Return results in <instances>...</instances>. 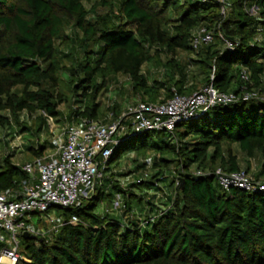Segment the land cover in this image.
Here are the masks:
<instances>
[{
	"label": "trees",
	"instance_id": "obj_1",
	"mask_svg": "<svg viewBox=\"0 0 264 264\" xmlns=\"http://www.w3.org/2000/svg\"><path fill=\"white\" fill-rule=\"evenodd\" d=\"M246 1L230 0L223 17L215 0H0V128L37 136L54 121H63L59 128L115 121L120 105L104 107L102 96L118 74L147 102L210 83L237 96L243 86L264 92V41L256 39L264 0H256L257 16ZM201 26L215 31V41L196 50ZM219 33L236 43L233 50L222 47ZM117 138L95 191L80 205L52 206L65 222L57 232L23 237L17 264H264V191L225 190L216 175L221 168L264 180V101L242 97L173 131ZM135 139L138 147L124 149ZM27 140L21 146L34 160L52 148L51 139L48 146ZM151 150L154 170L122 188L115 177L121 158L134 151L138 162ZM12 156L0 151L3 191H21L30 178L23 166L34 160L20 165ZM253 161L259 169L250 172ZM115 193L123 198L121 216L108 207Z\"/></svg>",
	"mask_w": 264,
	"mask_h": 264
},
{
	"label": "built area",
	"instance_id": "obj_2",
	"mask_svg": "<svg viewBox=\"0 0 264 264\" xmlns=\"http://www.w3.org/2000/svg\"><path fill=\"white\" fill-rule=\"evenodd\" d=\"M215 1L222 16L226 17L231 8L230 0ZM259 9L256 0L246 1V10L250 15L257 16ZM257 30L256 39L263 42L264 26L258 24ZM219 40L224 49L233 50L236 46L222 33H219ZM214 41L215 31L201 26L193 34L192 46L199 50ZM241 77L246 82L250 79L245 70ZM242 91L243 94L238 96L224 93L210 83L190 95L174 92L171 98L161 102L131 103L112 122L82 119L77 124L51 129V150L23 166L30 177L23 190H0V243H5L3 246L0 244V264L19 262L24 233L45 236L57 232L65 222L64 219L57 221L52 218L48 229H35L33 223L27 220L30 215L47 212L52 206H77L91 196L101 176V168L113 153L112 145L119 143L118 136L128 137L146 131H173L182 121L201 117L216 105L238 102L242 97L264 101V92L260 90H248L243 86ZM216 175L225 190L238 188L247 192L264 191V180H256L245 171L226 172L219 168ZM176 184H179V180ZM77 221L75 216L70 220L71 223ZM4 233L7 235L5 238L2 236Z\"/></svg>",
	"mask_w": 264,
	"mask_h": 264
},
{
	"label": "rangeland",
	"instance_id": "obj_3",
	"mask_svg": "<svg viewBox=\"0 0 264 264\" xmlns=\"http://www.w3.org/2000/svg\"><path fill=\"white\" fill-rule=\"evenodd\" d=\"M86 5L89 7L90 3L86 2ZM181 55L183 56L185 54L182 53ZM183 57L186 58V55ZM148 69L155 71L154 67L152 68V67H149L146 65L144 67V70H148ZM191 83H192V77H189L187 84H191ZM126 91L129 94L130 90L128 87L126 88ZM124 94H125V92H124ZM110 99L111 98H110V95H108V93H106L102 96V101H103L104 107L106 106V104L112 103V100H110ZM127 102H130V103L133 102L132 96L130 94H129ZM62 124H63V121L62 122H55L54 121L53 123L50 124L49 129L42 130L37 136H31L30 134H26L25 132H27V131H21L20 127L15 128L16 132H14V133H13L14 130L12 131V133H10V131H5V130L0 128V151L4 155H6L11 150V148L6 147V145L3 143V139H5V138H10V140L13 139V140H15V143H18V141H25L26 142V141H28L27 139H29V141H34V144H36V142H40V143L48 146L50 139H51L50 129H53V130L57 129V128L61 127ZM21 134H26V136H22V137L18 138V136H20ZM139 145H140V139L131 140V141L125 143L124 149H127L130 146H137L138 147ZM50 148H51V146H50ZM15 149H17V147H15ZM18 154H24L23 156L25 157V159H24V157L22 159L21 158L17 159L18 163H23L26 160H28L30 162L34 160V158H32V156L25 150V147H24V151L21 150ZM153 154H154V152L152 150L148 151L146 156L139 158L140 160L138 162L134 161V158L136 156L134 151L129 152L128 154L124 155L121 158V165H119L116 168V171L118 174H116L115 177H116V179H118V183L121 184L122 188L126 189L129 187H132V185H133L132 181L135 179V177L139 174L140 171L142 172L146 168L149 169V171L154 170L152 164L155 160V156ZM138 163H139V165L143 164V166H139V168L137 169L136 167L138 166ZM242 166H243V168L246 167L245 162L243 163ZM145 189L148 190L147 188H145ZM130 191L136 192L137 194L141 193L139 191V189H137L136 191L135 190L133 191L130 189ZM143 193L144 192H142V194ZM145 193H147V192H145ZM164 198H165V196H164ZM164 198H162V201H159L157 204L164 206V203H165ZM117 201H119L120 203H116ZM122 202H123V198L118 197V195L115 193L113 201L111 202L110 205H108V207H109V209L118 207V208H115V210H116L115 213L119 212L122 214L124 212V210L122 208L123 207ZM103 206H104V208L102 207L100 209V211H105L107 209V205L104 204ZM61 212H62V210L59 208H52L49 211L44 212V213H34V214L30 215L29 219H27V220L29 222L33 223V226L35 229H38V227H45V229H48L50 227L49 221L52 218L56 219L57 217H59V214H61ZM57 221H60V220H57ZM2 236L4 238L7 237V235L5 233ZM22 240H23V238H21V242H22ZM0 244H1V246H3L5 243L3 241H1Z\"/></svg>",
	"mask_w": 264,
	"mask_h": 264
},
{
	"label": "crops",
	"instance_id": "obj_4",
	"mask_svg": "<svg viewBox=\"0 0 264 264\" xmlns=\"http://www.w3.org/2000/svg\"><path fill=\"white\" fill-rule=\"evenodd\" d=\"M131 86H132L131 85V80L127 76L122 75V74H118L117 76H114L111 79V81H110V86H109L110 87V90L108 92V95H110V98H111L110 100H112V103L106 104L105 107H109L111 105L113 106L114 104L118 103L120 105L121 111H124L129 104L134 103V102H137V101H140V100H143V98L141 96L134 95L133 94V92L131 90ZM127 87L130 90L129 91V94L132 96L133 102H131V103L130 102H127L128 101V97H129V94L126 91V88ZM124 92H125V94H124ZM145 100H148V99L145 98ZM113 120L114 119H112L110 117V118H107L106 122H110V121H113ZM26 134H22V136H26ZM21 142L24 143V144H26L27 141L26 142L25 141H18V143H15V140H13V139L12 140H10V138L3 139V143L6 145V147L11 148V150L9 151V153L13 155L12 156V160L16 164H20V165L28 162V160H26L23 163H18L17 162V159H20V158L22 159L24 157L23 156L24 154H18L21 150L24 151V147L21 146V144H22ZM15 147H17V149H15ZM50 149L51 148H48L46 150V152L49 151ZM24 159H25V157H24ZM243 163L244 162L241 163V167H242V169H246V167L243 168V166H242ZM245 166H247L246 163H245ZM258 169H259L258 164H256L255 161H253L252 164H251V167H250V172H255ZM115 214L117 216H121V213H119V212H117Z\"/></svg>",
	"mask_w": 264,
	"mask_h": 264
},
{
	"label": "water",
	"instance_id": "obj_5",
	"mask_svg": "<svg viewBox=\"0 0 264 264\" xmlns=\"http://www.w3.org/2000/svg\"><path fill=\"white\" fill-rule=\"evenodd\" d=\"M29 236H31V237H33V238L35 237V236H33V235H30L29 233H24V234H23V237H25V238H27V237H29Z\"/></svg>",
	"mask_w": 264,
	"mask_h": 264
}]
</instances>
